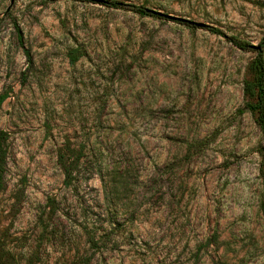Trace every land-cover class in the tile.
<instances>
[{
  "label": "rangeland",
  "instance_id": "1",
  "mask_svg": "<svg viewBox=\"0 0 264 264\" xmlns=\"http://www.w3.org/2000/svg\"><path fill=\"white\" fill-rule=\"evenodd\" d=\"M117 1L0 0L3 245L22 264H264L257 51L228 38L260 44L264 0Z\"/></svg>",
  "mask_w": 264,
  "mask_h": 264
},
{
  "label": "trees",
  "instance_id": "2",
  "mask_svg": "<svg viewBox=\"0 0 264 264\" xmlns=\"http://www.w3.org/2000/svg\"><path fill=\"white\" fill-rule=\"evenodd\" d=\"M84 1V0H81ZM106 4H110L112 7H120L127 5L126 3L112 0L107 1ZM133 10L138 12L141 15H149V16H158L160 15L150 12L147 10V7L142 5H134L129 4ZM188 26L191 28H196V25H192L188 23ZM211 31L216 34H222L224 36L225 33L216 27L208 26ZM230 41H232L236 46L242 49H255L252 44L247 43L238 39L237 37L229 36ZM259 48L255 49L257 51L256 57L251 61L248 67V76L243 81V93L245 97V105L243 111H249L255 115L256 122L260 126L263 134H264V35L262 36L259 44ZM80 54L78 50L72 51L70 53L71 63L75 64L79 59ZM8 95L4 94L0 97V104L6 99ZM8 139L9 134L0 130V191L3 188L6 169H7V158H8ZM70 152H74L73 149L69 147L68 151L62 153L61 162L62 168L64 170V174L71 178L73 176V172L76 170L79 162V158L75 157L72 162H69V157L73 154ZM90 260L82 257L80 259H74L71 264H89ZM0 264H22L19 258L8 252L6 247L2 243V238L0 236Z\"/></svg>",
  "mask_w": 264,
  "mask_h": 264
},
{
  "label": "water",
  "instance_id": "3",
  "mask_svg": "<svg viewBox=\"0 0 264 264\" xmlns=\"http://www.w3.org/2000/svg\"><path fill=\"white\" fill-rule=\"evenodd\" d=\"M84 1H94V2L106 3L108 0H84ZM147 10L150 11V12L156 13V14L162 16V17H166V18L173 19V20H178V21H181V22H184V23H189V24H192V25H196L198 27H206V26H208V24L200 22V21L191 20V19L185 18V17L175 16V15H172V14H166V13H164L162 11L154 10V9H151V8H147ZM253 47L255 49H258L260 46L259 45H253Z\"/></svg>",
  "mask_w": 264,
  "mask_h": 264
}]
</instances>
